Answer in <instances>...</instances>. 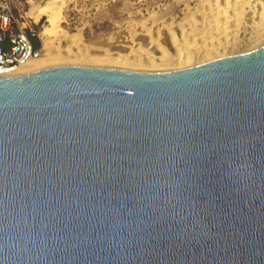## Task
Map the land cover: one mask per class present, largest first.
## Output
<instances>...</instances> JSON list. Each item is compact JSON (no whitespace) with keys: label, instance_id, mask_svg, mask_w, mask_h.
Instances as JSON below:
<instances>
[{"label":"water","instance_id":"water-1","mask_svg":"<svg viewBox=\"0 0 264 264\" xmlns=\"http://www.w3.org/2000/svg\"><path fill=\"white\" fill-rule=\"evenodd\" d=\"M0 264H264V48L0 75Z\"/></svg>","mask_w":264,"mask_h":264},{"label":"bare ground","instance_id":"bare-ground-1","mask_svg":"<svg viewBox=\"0 0 264 264\" xmlns=\"http://www.w3.org/2000/svg\"><path fill=\"white\" fill-rule=\"evenodd\" d=\"M31 2L33 21H48L38 33L39 53L3 75L62 62L180 70L264 48V0ZM70 12L82 25L73 33L62 24ZM95 20L112 29L87 38L85 28Z\"/></svg>","mask_w":264,"mask_h":264},{"label":"built area","instance_id":"built-area-1","mask_svg":"<svg viewBox=\"0 0 264 264\" xmlns=\"http://www.w3.org/2000/svg\"><path fill=\"white\" fill-rule=\"evenodd\" d=\"M16 6L15 0H0V75L29 60L33 44L26 33V24L21 13L24 4Z\"/></svg>","mask_w":264,"mask_h":264},{"label":"rangeland","instance_id":"rangeland-1","mask_svg":"<svg viewBox=\"0 0 264 264\" xmlns=\"http://www.w3.org/2000/svg\"><path fill=\"white\" fill-rule=\"evenodd\" d=\"M25 6H24V10L21 13L22 15V19L25 21H29L32 28H34L35 30H37V32H41L44 30V25L48 23L47 17H44L41 21L39 22H35L33 21V18H31L28 14L29 10L31 9L33 3L31 1H36V3L38 1L43 2L44 0H20ZM46 1V0H45ZM163 1H169V0H163ZM18 1L15 0L14 4L17 6L18 5ZM77 12H70L69 13V20L70 22H63V26L68 29L70 32H77V28L81 27L82 25L80 24V20L79 19V15L76 14ZM69 23V24H68ZM109 25V26H108ZM70 26V28H69ZM112 29L111 25L108 22H99V21H92V25L90 26H86L85 28V36L87 38L90 39H94L95 36H97L100 32L103 31H108L109 29ZM110 29V30H111ZM109 30V31H110Z\"/></svg>","mask_w":264,"mask_h":264}]
</instances>
